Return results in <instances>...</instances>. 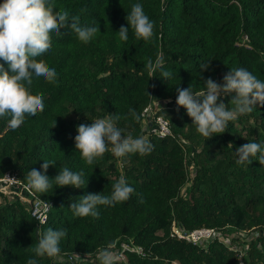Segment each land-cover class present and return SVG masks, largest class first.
I'll list each match as a JSON object with an SVG mask.
<instances>
[{
  "label": "trees",
  "instance_id": "16d2710c",
  "mask_svg": "<svg viewBox=\"0 0 264 264\" xmlns=\"http://www.w3.org/2000/svg\"><path fill=\"white\" fill-rule=\"evenodd\" d=\"M48 3L55 11L78 15L82 26L97 21L100 34L83 43L67 28L60 30L61 35L50 33V49L35 59L54 68L57 81L33 78L29 91L42 96L44 111L35 117L26 115L19 128L9 127V116L0 117V176L11 172L27 184L28 171L39 170L43 160H50L55 165L45 173L49 178L67 167L83 171L87 182L80 189L54 184L45 193L31 189L52 206L41 226L24 202L8 201L0 194V264H27L30 258L37 264H100L99 252L109 245L120 249L121 243L139 247L144 256L124 251L125 262L112 264H264V166L254 157L252 163L238 165L233 155L248 142L264 145V106L208 138L196 131L186 109H177L175 103L177 86H190L196 93L204 89L207 78L223 83L231 68L243 67L264 81V0ZM136 3L154 22L153 36L149 41L137 39L129 29V39L121 42L116 32L122 25L127 27L125 17ZM160 57L162 69L149 72L144 67L148 58L155 65ZM208 59H212L210 67L201 72L199 63ZM0 64L7 70L4 61ZM162 71L171 76L164 79ZM231 98L222 99L228 104ZM163 101L173 105L159 107L153 116L165 119L171 134L146 137L142 112ZM109 114L121 116L117 126L125 136L145 137L153 151L115 157L109 147L86 165L75 151L76 127ZM121 176L135 190L130 199L98 206L99 219L73 215L70 203L88 193L110 196ZM172 223L185 233L209 229L218 236L205 247L192 244L171 236ZM36 227L41 234L48 228L67 229L58 256L35 255ZM249 230L255 237L246 242L245 250L227 248L231 233ZM232 242L236 246L237 238Z\"/></svg>",
  "mask_w": 264,
  "mask_h": 264
},
{
  "label": "clouds",
  "instance_id": "9594fccd",
  "mask_svg": "<svg viewBox=\"0 0 264 264\" xmlns=\"http://www.w3.org/2000/svg\"><path fill=\"white\" fill-rule=\"evenodd\" d=\"M125 19L127 27L122 25L116 32L119 41L126 42L129 39V29L137 39L144 41L151 39L154 22L145 14L141 4L132 5ZM65 28L69 32H74L83 43L90 42L100 34L97 21H94L92 26H82L78 15H70L67 10L55 11L48 0H3L0 3V60L7 64V70L0 64V117H10L8 123L12 130L24 123L26 115L35 117L44 111L42 96L29 91L33 78L38 80L43 77L48 83H55L58 74L44 61L38 62L35 58L50 49V33L61 35L60 30ZM211 60L199 63L201 72L210 67ZM163 64L162 57L156 60L155 65L152 59L148 58L144 67L149 72H154L158 68L162 69ZM161 75L167 79L171 73L162 71ZM203 85L204 89L196 93L190 86L187 88L177 86L175 103L177 109L180 107L186 109V114L192 121L191 125H194L196 131L204 137L210 138L213 134L224 133L230 121L252 113L258 106H264V81L243 67L229 69L223 76V83L207 78ZM224 95H232L229 101L233 105L232 108L228 107L229 103L223 102ZM169 103L173 104V101L151 103L155 109L152 108L151 118L147 121H152L154 125L156 117L153 116V111L159 107H168ZM120 119L119 114H109L106 118H98L90 124L81 123L76 127L75 151L80 153L86 165H92L97 157L109 151V147L115 157L136 153L146 155L153 151L154 145L145 137L133 138L131 134L125 136L124 130L117 126ZM52 127H55V120ZM228 146L233 148L231 143ZM233 155L237 157L235 162L238 165L250 164L253 161L251 158L254 157L261 166H264V145L260 143L243 144L235 149ZM50 165H55V161L43 160L39 170L32 168L28 171L26 180L30 189L45 193L53 188V184L55 187L71 186L77 189L85 187L87 180L83 171L73 172L64 167L54 178H49L45 173ZM112 187L110 196L88 193L79 197L78 202L70 203L69 208L73 215L99 219L98 206H114L116 203L127 201L135 191L123 176ZM44 203L46 210L52 208L50 204ZM26 206L29 210L27 204ZM66 236L67 229L48 228L42 234L38 231L37 244L32 251L38 257H56L61 253L60 242ZM111 247L109 245L99 252L100 264H112ZM27 264L37 262L30 258Z\"/></svg>",
  "mask_w": 264,
  "mask_h": 264
},
{
  "label": "built area",
  "instance_id": "2783aa9c",
  "mask_svg": "<svg viewBox=\"0 0 264 264\" xmlns=\"http://www.w3.org/2000/svg\"><path fill=\"white\" fill-rule=\"evenodd\" d=\"M151 113L152 106L148 105L142 112L143 119L149 120L151 118ZM153 126V133L157 137L161 138L165 136H170L171 133L169 130L168 123L161 117H156L154 119ZM0 194L4 196L8 201L17 200L26 203L29 207L30 216L38 225H44L47 222L51 208L46 210L44 202L48 204L50 203L37 198L34 192L29 188V186L27 184H23L15 174L11 172H6L2 176H0ZM173 226L174 225L172 223L170 231L171 236L176 237L178 239H184L192 243H194L193 239L197 238V235L200 236L201 234H206L210 240L216 236L215 231L209 229L194 230L188 233H185L183 229H181V232L179 233L177 230H172ZM115 250L118 255H122L124 251H128L130 253L137 254L140 257L144 256L142 250L139 247L131 246L127 243H121L120 249L115 248ZM97 258L99 259V255L97 256Z\"/></svg>",
  "mask_w": 264,
  "mask_h": 264
},
{
  "label": "rangeland",
  "instance_id": "374dc122",
  "mask_svg": "<svg viewBox=\"0 0 264 264\" xmlns=\"http://www.w3.org/2000/svg\"><path fill=\"white\" fill-rule=\"evenodd\" d=\"M173 105L172 103H169V106ZM143 125V130L146 132V137H149L151 133H153V122L152 121H147L143 120L142 121ZM190 171H192L191 168H189ZM12 201V200H9ZM172 230H177L179 233L181 232V229H183L182 226L178 227L175 223H173ZM216 236H218V233H216ZM255 237V232L252 230L247 231H242L240 234H236L235 232L231 233L228 237V240L225 241V245L227 246L228 249L235 248L238 251L242 252V250L246 249V242L251 240L252 238ZM233 238H237V245L233 246L235 243L232 242ZM210 241L208 236L206 234H201L200 236L197 235V238L193 239L192 244H199L203 247L206 246V244ZM241 243V244H240ZM243 243V244H242ZM112 248V247H111ZM111 252L113 253V261H123L125 262V258L123 255H118L115 248L111 249ZM122 252V250H121Z\"/></svg>",
  "mask_w": 264,
  "mask_h": 264
},
{
  "label": "water",
  "instance_id": "95a60500",
  "mask_svg": "<svg viewBox=\"0 0 264 264\" xmlns=\"http://www.w3.org/2000/svg\"><path fill=\"white\" fill-rule=\"evenodd\" d=\"M38 231H39V228L36 227L35 232H34L36 238H37V233H38ZM122 240H124V239H122Z\"/></svg>",
  "mask_w": 264,
  "mask_h": 264
}]
</instances>
